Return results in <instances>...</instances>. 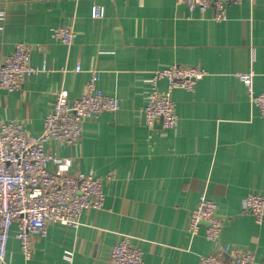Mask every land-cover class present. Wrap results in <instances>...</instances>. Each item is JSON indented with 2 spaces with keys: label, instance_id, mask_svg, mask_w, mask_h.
Wrapping results in <instances>:
<instances>
[{
  "label": "crops",
  "instance_id": "crops-1",
  "mask_svg": "<svg viewBox=\"0 0 264 264\" xmlns=\"http://www.w3.org/2000/svg\"><path fill=\"white\" fill-rule=\"evenodd\" d=\"M94 6L104 8L103 17H93ZM0 11V62L26 42L41 70L21 90L0 89V126L17 119L40 135L57 91L66 89L72 102L93 70L98 89L120 103L118 111L86 120L75 145H47L70 158L71 174L105 180L103 208L84 211L77 226L50 224L46 236L33 238L30 260L14 224L0 264H109L126 235L143 251V264H198L215 249L205 225L196 236L189 232L204 192L223 220L221 246L253 251L254 264H264V221L244 207L250 193L264 194V112L238 76L253 71L254 91H264V0L229 4L224 21L213 18V8L190 11L177 0H0ZM62 25L76 31L70 46L52 37ZM172 64L207 74L194 90L173 91L176 127H150L142 111L149 79ZM167 85L159 82L162 90ZM68 250L72 263L63 258Z\"/></svg>",
  "mask_w": 264,
  "mask_h": 264
},
{
  "label": "built area",
  "instance_id": "built-area-1",
  "mask_svg": "<svg viewBox=\"0 0 264 264\" xmlns=\"http://www.w3.org/2000/svg\"><path fill=\"white\" fill-rule=\"evenodd\" d=\"M256 0H251L255 2ZM242 0H177L190 11L214 9L216 21L227 19L229 4ZM95 18L104 16L102 6H94ZM4 12L0 11V19ZM76 31L73 26L62 25L52 29L54 40L67 46L73 44ZM35 46L26 42L15 45L13 52L0 62V89L13 92L24 88L27 81L39 68L32 65L31 55ZM77 66L76 70H80ZM200 66L172 64L152 72L150 91L142 109L145 122L153 127L160 122L164 128L177 126V114L172 99L175 89L192 91L205 75ZM254 72L241 73L239 78L248 85L252 106L264 112V91H254ZM99 73L91 72L83 94L72 102L69 93L61 88L56 93L54 106L44 119L43 132L32 135L26 124L9 119L0 126V261L7 256V242L11 229L17 225L16 238L26 260L33 256L34 237H44L50 224L77 226L86 210H100L105 203V180L94 172L71 174L70 158L53 154L47 145L57 142L62 146L75 145L82 137L86 120L96 119L104 112H116L119 99L104 94L97 87ZM167 80V88H159L161 80ZM111 179V176L107 178ZM245 209L255 221H264V194L250 193L244 200ZM205 225L207 240L215 249L199 258L198 264H254L255 253L240 250L230 244L221 246L220 236L223 220L217 215V204L206 193L201 194L197 206L190 216L189 232L196 236ZM133 237L126 235L112 249L109 264H143V251L132 243ZM64 260L72 263L73 251H66Z\"/></svg>",
  "mask_w": 264,
  "mask_h": 264
},
{
  "label": "rangeland",
  "instance_id": "rangeland-1",
  "mask_svg": "<svg viewBox=\"0 0 264 264\" xmlns=\"http://www.w3.org/2000/svg\"><path fill=\"white\" fill-rule=\"evenodd\" d=\"M34 253V252H33Z\"/></svg>",
  "mask_w": 264,
  "mask_h": 264
}]
</instances>
